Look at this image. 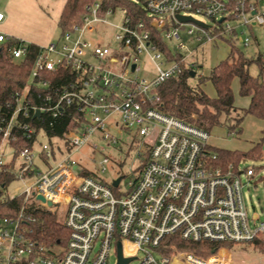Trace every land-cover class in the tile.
Listing matches in <instances>:
<instances>
[{
	"label": "built area",
	"instance_id": "2783aa9c",
	"mask_svg": "<svg viewBox=\"0 0 264 264\" xmlns=\"http://www.w3.org/2000/svg\"><path fill=\"white\" fill-rule=\"evenodd\" d=\"M134 1L148 23H133L127 9L104 8L98 1L80 23L47 45L3 31L7 16L0 10V49L15 61L34 58L10 117L0 108V165H5L4 145L21 138L32 143L18 151L22 164L16 172L30 183L22 193L8 195L22 206L13 216H0V264H109L114 251L118 264L119 243L128 264H231L222 245L251 243L264 234V222L251 223L244 198L254 169L246 163L221 168L209 132L159 108L161 84L184 67L198 70L187 63L193 52L182 33L201 46L233 39L247 47L251 29L264 27V13L253 0ZM180 15L204 17L212 25L182 23ZM116 17L120 23L112 25L109 18ZM111 26L115 33L106 41L99 32ZM150 28L181 54L178 60L165 55ZM142 55L155 63L156 79L141 76ZM55 79L60 85L54 86ZM66 113L68 129L48 136L46 128ZM87 146L92 158L100 156L97 174L81 169L76 158ZM130 159L133 164L127 165ZM111 166L118 176L107 181ZM58 210L69 238L65 246L47 247L33 238L32 225L36 213ZM184 244L212 246L210 256L200 257ZM169 249L177 252L166 255Z\"/></svg>",
	"mask_w": 264,
	"mask_h": 264
},
{
	"label": "trees",
	"instance_id": "16d2710c",
	"mask_svg": "<svg viewBox=\"0 0 264 264\" xmlns=\"http://www.w3.org/2000/svg\"><path fill=\"white\" fill-rule=\"evenodd\" d=\"M98 1L102 2L104 8L127 9L133 23L139 21L148 23L145 11L140 4L133 0H66L58 22L61 32L63 33L74 24L80 23L86 13V8ZM150 31L152 39L170 60H178L181 57V54L171 51L161 32L152 28ZM227 41L230 51L227 57L212 69L210 75L198 78L195 68L184 67L181 74L175 75L161 84L159 87L161 97L159 108L162 112L210 134L215 128L225 127L230 134L240 136L243 134V124L248 116L256 117L264 123V55L257 52L254 56L249 57L239 49L235 40ZM33 62V55L25 60L15 61L8 50L0 49V108L6 118L11 115L15 94L24 89L29 79ZM253 66L258 68L256 75L251 73ZM193 72H195V77H192ZM196 79L198 82L194 83ZM235 80L240 83V95L250 100L247 108L236 107L233 91ZM207 83H211L215 89L216 96L214 98L203 90V86ZM58 85L60 82L55 79L54 86ZM70 119V114L66 113L55 127H47L48 136H61L68 129ZM263 144L264 139L255 143L248 151L243 152L213 147L218 159L217 165L226 168L232 164L238 168L243 162H261L263 160ZM10 145L15 151L13 160L8 164L0 165V216L3 217L15 215L22 206L21 199L11 202L6 191L10 184L20 179L19 174L14 172L12 167V163H15L18 158V151L25 146H32V143L21 138L18 142H12ZM3 198L5 201H2ZM35 216L37 220L32 225L33 238L47 247L56 244L65 246L69 238V231L58 215L44 211L36 213ZM260 239L262 238L260 237L249 244L257 249H264V241Z\"/></svg>",
	"mask_w": 264,
	"mask_h": 264
},
{
	"label": "rangeland",
	"instance_id": "374dc122",
	"mask_svg": "<svg viewBox=\"0 0 264 264\" xmlns=\"http://www.w3.org/2000/svg\"><path fill=\"white\" fill-rule=\"evenodd\" d=\"M253 1L257 4L258 12L264 13V0ZM65 3L66 0H4L0 3V10L7 15V21L2 27V30L14 35L16 38L38 45H47L52 41H57L60 39L62 34L58 22ZM195 18L208 25H212V22L204 17L196 16ZM109 20L112 25L120 23L119 17L109 18ZM114 33L115 28L111 26L103 28L102 31L99 32V35L104 40L109 41ZM250 33V45L246 47L239 40V42H237V46L249 57L254 56L257 52H261L264 55V27L253 28ZM182 34L190 51L193 52L192 55L188 56L187 63L194 64L198 67V78L200 76L210 75L212 69L224 60L229 53V43L226 41L228 39L217 44L213 43L201 46L193 39L186 37L185 33ZM91 38L96 39V36L93 35ZM183 55H188V53L183 52ZM139 65L142 69L141 76L143 78H147L149 80L157 78L158 73L156 65L148 56L142 55L139 60ZM251 73L256 75L258 73V68L253 66L251 68ZM197 82V79L194 80V83ZM203 90L212 98L216 96L215 89L211 83L205 84L203 86ZM239 90L240 83L238 80H235L233 82V91L235 94L236 107L247 108L250 100L248 98H243L240 95ZM243 128V134L240 136L230 134L228 129L225 127L215 128L211 132V143L217 148L239 150L243 152L248 151L255 143L264 139V123L260 119L248 116L244 121ZM46 141L45 137L41 138V142ZM99 146L105 147V144L99 143ZM105 148L111 151V154L114 152L111 148ZM34 151L36 153L40 152V144H36L34 146ZM262 152L263 160L261 162H243L250 165L254 169V175H257L253 180V184L246 188L244 192L249 217L251 223L255 226L264 222V144ZM2 156V160L5 164L10 163L14 156L13 148H11L8 144L4 145ZM91 156L92 152L90 146L85 147L76 154V158L81 163V169L97 174L99 170L97 161L100 160V156L96 155L95 159ZM12 164L14 172H17L22 164V160L16 159L15 163ZM129 164H133L131 159L127 162V165ZM39 168L44 170L43 167ZM126 171L127 167L120 173V176L124 175V172ZM116 176H118L117 168L115 166H111L110 173H108L104 179L111 181ZM129 178L130 176L127 175L126 179ZM125 181L126 180H124L122 185H125ZM29 183V180H17L9 185L6 194L12 195L22 193ZM56 214L62 222L65 221V215L62 214L61 210H58ZM255 216H259V219H255ZM260 237L262 238L260 240L264 241V234H261ZM211 247L212 246L207 244H202L198 245V247H187L186 250H190L196 253V255L206 258L210 256ZM222 249H224L223 253L230 254L231 264H264V249H257L252 244L230 243L222 245ZM175 252H177L176 249H169L167 250L166 255L172 256ZM116 262L117 255L114 251L111 254L109 264H116ZM132 264H136V262H133Z\"/></svg>",
	"mask_w": 264,
	"mask_h": 264
},
{
	"label": "water",
	"instance_id": "95a60500",
	"mask_svg": "<svg viewBox=\"0 0 264 264\" xmlns=\"http://www.w3.org/2000/svg\"><path fill=\"white\" fill-rule=\"evenodd\" d=\"M177 19L180 22H182V23H195V24H197V25H199L201 27L208 28V26L206 24H204L203 22L198 21V20H196V19H194L192 17H186V16H181L180 15V16L177 17ZM221 21H223V20H221ZM192 77H195V72L192 73ZM119 183H120V179L114 182V187H117L119 185ZM37 199L39 201H41L42 203L46 202V200L43 197H41V196H37ZM48 206L51 207L52 204L48 203ZM255 218H257V216H255ZM118 258H119V263L118 264H128L130 262V260H127V259L123 258L122 245L120 243L118 244Z\"/></svg>",
	"mask_w": 264,
	"mask_h": 264
},
{
	"label": "crops",
	"instance_id": "0c3cea01",
	"mask_svg": "<svg viewBox=\"0 0 264 264\" xmlns=\"http://www.w3.org/2000/svg\"><path fill=\"white\" fill-rule=\"evenodd\" d=\"M7 16V15H6ZM7 21V20H6ZM8 34H10V33H8ZM12 35V34H11ZM14 36V35H13ZM229 49H230V47H229ZM230 51V50H229ZM213 145V144H212ZM213 147H215L214 145H213ZM185 246H187V247H198V245H190V244H184Z\"/></svg>",
	"mask_w": 264,
	"mask_h": 264
}]
</instances>
